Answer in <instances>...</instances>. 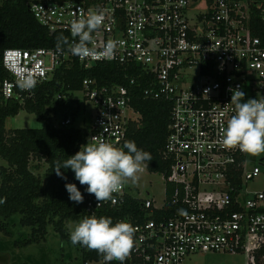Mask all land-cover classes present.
I'll return each instance as SVG.
<instances>
[{"label":"built area","instance_id":"1","mask_svg":"<svg viewBox=\"0 0 264 264\" xmlns=\"http://www.w3.org/2000/svg\"><path fill=\"white\" fill-rule=\"evenodd\" d=\"M26 5L46 29L66 33L65 46L4 47L3 98L27 95L29 89L19 86L23 78L37 84L72 60L84 68L96 62L69 51L78 40L71 21L96 9L105 12L103 27L93 33L97 46L118 41L110 61L136 71L124 83H98L85 75L78 88L54 93L72 109L89 106L88 127H79L86 130V143L103 140L122 148L128 123L139 119L130 104L135 95L168 103L161 150L168 167L166 174L157 171L161 201L140 195L136 185L133 192L125 186L113 194L114 202L97 204L86 193L75 220L95 215L131 222L135 243L124 264H183L196 251H238L244 264H264V155L250 162L249 154L222 143L234 114L231 89L239 87L245 100L264 96V0H27ZM138 80L143 85L136 91ZM72 109L53 125L68 124ZM126 197L136 207L106 213L119 211ZM166 202L174 204L172 214L156 212ZM83 251L89 254L82 264H105L96 251Z\"/></svg>","mask_w":264,"mask_h":264},{"label":"trees","instance_id":"2","mask_svg":"<svg viewBox=\"0 0 264 264\" xmlns=\"http://www.w3.org/2000/svg\"><path fill=\"white\" fill-rule=\"evenodd\" d=\"M27 0L0 1V56L7 46L64 47L66 33L60 30L49 31L39 24L29 13ZM136 68L124 67L113 61H96L89 67H80L76 60L68 65L58 66L51 77L34 84L27 95L20 91L19 95L3 98L0 95V157L5 164H0V229L4 228L5 218L13 212L19 213V223L30 227L29 236L22 243L37 241L43 238L46 223L64 235V221L75 220L82 203L69 199L66 183H73L84 196L86 186L79 184L71 169H62L66 179L58 177L53 171L57 161L63 162L74 155L86 144V130L72 124L73 109L70 111L71 121L65 125H53L50 112L58 105L70 107L66 98L55 99L54 93L65 92V89L78 88L80 79L87 75L94 77L98 83H124L127 76ZM7 76L0 59V80ZM143 85L142 81L134 86L135 90ZM16 93V92H15ZM130 104L139 113L136 122H129L123 141H134L139 149L151 154L148 162L149 171L167 173L168 161L161 157L164 137L168 123V103L161 99L133 96ZM20 108L33 112L40 126L5 128L3 119L6 115L15 114ZM65 113L59 115L63 116ZM125 151H127L125 149ZM35 160L31 164V160ZM44 163L41 180L39 164ZM36 170V171H35ZM169 197L170 186H167ZM128 205L136 207V200L126 197L121 209H108V214H123ZM174 204L166 202L156 212L170 215ZM4 230V229H3ZM82 251V256L88 255Z\"/></svg>","mask_w":264,"mask_h":264},{"label":"clouds","instance_id":"3","mask_svg":"<svg viewBox=\"0 0 264 264\" xmlns=\"http://www.w3.org/2000/svg\"><path fill=\"white\" fill-rule=\"evenodd\" d=\"M104 22L105 12L96 9L90 10L86 16L73 19L71 35L78 40L72 43L69 49L71 54L92 61L114 59L119 42L110 39L98 47L93 37ZM19 86L31 89L34 80L23 78ZM231 91L230 103L234 114L223 130L222 143L228 150L238 148L249 155L258 156L264 153V96L245 100L246 94L239 87ZM151 160V154L139 149L134 141H125L121 148L101 140L86 143L63 162L57 161L53 171L58 177L66 179L61 170L71 169L75 179L86 186L87 193L94 195L99 204L114 202L113 194L121 192L129 183H138ZM65 188L71 201L78 204L83 202V195L75 184L66 183ZM4 202L0 198V203ZM135 232L136 228L131 222L119 220L113 223L111 217L90 215L75 225L70 233V241L73 245L79 244L96 251L105 264L112 261L124 264L134 247Z\"/></svg>","mask_w":264,"mask_h":264},{"label":"rangeland","instance_id":"4","mask_svg":"<svg viewBox=\"0 0 264 264\" xmlns=\"http://www.w3.org/2000/svg\"><path fill=\"white\" fill-rule=\"evenodd\" d=\"M71 105L73 106L74 102H71ZM71 109L72 107L58 105L50 112L51 121L56 123L60 114L68 113ZM73 110L72 124L77 127H88L91 118L89 106L80 105ZM3 124L5 128L36 127L40 126L41 122L36 119L33 112L20 108L13 115H6ZM258 156L250 155V162L256 160ZM30 162L34 164L35 160L32 159ZM5 163V160L0 157V164ZM38 164L41 166L35 171L43 180L40 172L44 163ZM135 185L140 195L152 197L156 202L161 201L163 179L159 172L146 169L138 183H129L126 187L133 192L136 189ZM18 218V212L11 213L4 219V230L0 229V264H82L84 247L79 244L73 245L70 241V233L78 223L77 220L64 221L63 236L59 235L51 223H46L43 238L22 243V239L29 236L30 227L20 224ZM183 264H244V255L238 251H196L186 256Z\"/></svg>","mask_w":264,"mask_h":264},{"label":"water","instance_id":"5","mask_svg":"<svg viewBox=\"0 0 264 264\" xmlns=\"http://www.w3.org/2000/svg\"><path fill=\"white\" fill-rule=\"evenodd\" d=\"M91 64H92V62H91Z\"/></svg>","mask_w":264,"mask_h":264}]
</instances>
